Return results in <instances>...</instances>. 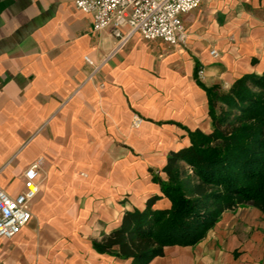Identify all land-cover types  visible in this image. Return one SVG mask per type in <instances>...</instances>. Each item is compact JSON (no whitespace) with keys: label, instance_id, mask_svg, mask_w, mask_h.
<instances>
[{"label":"crops","instance_id":"1","mask_svg":"<svg viewBox=\"0 0 264 264\" xmlns=\"http://www.w3.org/2000/svg\"><path fill=\"white\" fill-rule=\"evenodd\" d=\"M75 2L0 0V189L18 195L42 159L32 218L0 238V264H130L92 241L155 196L154 209H169V154L213 129L206 88L264 72V0H203L182 16L185 45L135 35L88 80L85 56L99 63L115 40ZM147 264H264V212L226 210L197 243Z\"/></svg>","mask_w":264,"mask_h":264},{"label":"trees","instance_id":"2","mask_svg":"<svg viewBox=\"0 0 264 264\" xmlns=\"http://www.w3.org/2000/svg\"><path fill=\"white\" fill-rule=\"evenodd\" d=\"M206 91L212 131L190 132L191 144L171 152L164 167L171 208L154 209L155 196L143 210L126 211L114 231L92 241L96 250L147 264L166 246L197 243L226 210L251 203L264 212V72ZM181 162L197 177L189 189Z\"/></svg>","mask_w":264,"mask_h":264},{"label":"built area","instance_id":"3","mask_svg":"<svg viewBox=\"0 0 264 264\" xmlns=\"http://www.w3.org/2000/svg\"><path fill=\"white\" fill-rule=\"evenodd\" d=\"M203 0H76V7L93 18V30L99 32L110 27L115 40L113 48L99 63L89 56L85 61L91 66L88 80L96 77L118 50L125 47L135 35L143 40H162L169 47L185 45L187 28L182 16L198 9ZM214 57L218 56L212 50ZM197 77L204 79V69L199 68ZM100 87H104L101 82ZM142 118L134 116L133 126L138 127ZM42 159L33 162L23 174V189L11 196L0 189V238H13L26 226L31 218V202L41 190Z\"/></svg>","mask_w":264,"mask_h":264},{"label":"rangeland","instance_id":"4","mask_svg":"<svg viewBox=\"0 0 264 264\" xmlns=\"http://www.w3.org/2000/svg\"><path fill=\"white\" fill-rule=\"evenodd\" d=\"M226 90H228V89H226ZM220 106L227 108V106L224 104H221ZM217 111H219V109ZM182 181H183L185 187L187 189H189L192 186V184L197 181V177L194 175V172L192 170H190L188 167H184V173L182 176ZM169 201H170V208H171L172 202L170 199H169Z\"/></svg>","mask_w":264,"mask_h":264}]
</instances>
